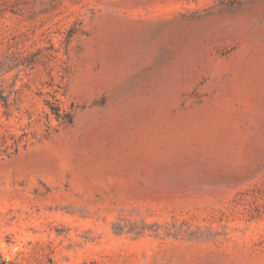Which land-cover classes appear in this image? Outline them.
Masks as SVG:
<instances>
[{
	"label": "rangeland",
	"instance_id": "rangeland-1",
	"mask_svg": "<svg viewBox=\"0 0 264 264\" xmlns=\"http://www.w3.org/2000/svg\"><path fill=\"white\" fill-rule=\"evenodd\" d=\"M0 264H264V0H0Z\"/></svg>",
	"mask_w": 264,
	"mask_h": 264
}]
</instances>
